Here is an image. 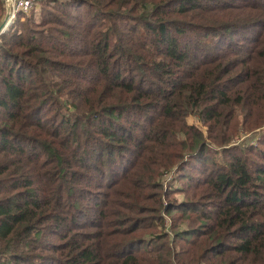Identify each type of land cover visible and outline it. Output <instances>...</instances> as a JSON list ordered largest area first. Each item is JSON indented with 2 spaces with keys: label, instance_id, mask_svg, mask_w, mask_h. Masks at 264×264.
<instances>
[{
  "label": "trees",
  "instance_id": "16d2710c",
  "mask_svg": "<svg viewBox=\"0 0 264 264\" xmlns=\"http://www.w3.org/2000/svg\"><path fill=\"white\" fill-rule=\"evenodd\" d=\"M38 7L0 36V264H264V0Z\"/></svg>",
  "mask_w": 264,
  "mask_h": 264
},
{
  "label": "built area",
  "instance_id": "2783aa9c",
  "mask_svg": "<svg viewBox=\"0 0 264 264\" xmlns=\"http://www.w3.org/2000/svg\"><path fill=\"white\" fill-rule=\"evenodd\" d=\"M42 0H4V15L0 22L3 23V28L0 30V36L4 34L18 19L20 16L24 18L29 15L31 11L39 6ZM259 134L255 133L252 142L257 140ZM174 177V171L166 173L163 177L165 186Z\"/></svg>",
  "mask_w": 264,
  "mask_h": 264
},
{
  "label": "rangeland",
  "instance_id": "374dc122",
  "mask_svg": "<svg viewBox=\"0 0 264 264\" xmlns=\"http://www.w3.org/2000/svg\"><path fill=\"white\" fill-rule=\"evenodd\" d=\"M38 8H39V7H38ZM38 8H37V9H38ZM190 121H191V122H195V123H197V120H196L194 117H190ZM254 135H255V133H251V134H249V135L247 134V135H245V136H247V138H251V139H252ZM245 136H244V137H245ZM176 197H177L178 199H182V195H180V194H178Z\"/></svg>",
  "mask_w": 264,
  "mask_h": 264
},
{
  "label": "water",
  "instance_id": "95a60500",
  "mask_svg": "<svg viewBox=\"0 0 264 264\" xmlns=\"http://www.w3.org/2000/svg\"><path fill=\"white\" fill-rule=\"evenodd\" d=\"M3 26H4V25H3V23H2V24L0 25V30L3 28Z\"/></svg>",
  "mask_w": 264,
  "mask_h": 264
}]
</instances>
